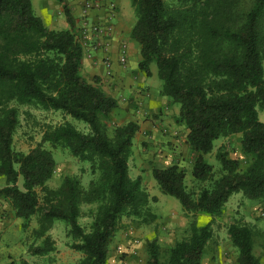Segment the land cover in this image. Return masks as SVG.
<instances>
[{
  "label": "trees",
  "instance_id": "1",
  "mask_svg": "<svg viewBox=\"0 0 264 264\" xmlns=\"http://www.w3.org/2000/svg\"><path fill=\"white\" fill-rule=\"evenodd\" d=\"M223 1L130 0L138 68L149 76L153 63L161 95L178 105L177 122L187 129L186 143L194 155L191 178L201 184L188 189L185 170L177 165L152 169L159 191L175 198L190 222L164 260L156 240L148 241L147 264H200L212 228L210 222L197 226L195 216L219 217L232 194L264 198V122L258 117V109H264V0H234L229 6ZM62 9L69 28L49 29L35 15L31 0H0V176L5 181L0 197L9 201L23 230L35 218L30 255L55 252L49 231L60 221L68 247L80 253L76 264H107L121 219L153 222L150 203L156 198L149 196L140 176L128 175L137 125L130 121L108 133L117 100L81 74L75 24L68 8ZM18 106L59 112L84 123L86 130L68 120L45 123L38 143L27 152L17 151L12 138ZM232 134H240V151L248 163L242 168L238 159L217 152L215 172L205 156L216 140ZM45 144L87 162V185L72 175L50 187L56 162ZM82 216L89 219L86 226L79 222ZM226 230L237 263L259 264L251 228L236 221ZM6 264L30 263L20 258Z\"/></svg>",
  "mask_w": 264,
  "mask_h": 264
},
{
  "label": "crops",
  "instance_id": "2",
  "mask_svg": "<svg viewBox=\"0 0 264 264\" xmlns=\"http://www.w3.org/2000/svg\"><path fill=\"white\" fill-rule=\"evenodd\" d=\"M116 1L112 74L106 75L99 54L98 59L94 60L82 55L81 74L88 81H98L103 90L111 96V92L126 96L127 102L117 100V107L110 112L109 124L112 128L130 121L137 125L128 159V175L132 179L140 176L149 196L156 198L155 202L150 203L151 212L156 215V219L134 230L123 231L119 228L110 242L107 264H118L119 256L114 250L117 241L121 243L120 246L125 252L129 253L126 264H142L141 250L146 239L147 241L155 239L159 247L169 248L185 236V230L190 222L181 206L163 197L164 194L159 191L152 176V169L177 165L185 170V179H191L194 155L186 143L187 129L177 122L178 105L161 95L160 81L151 67L149 76L138 68L140 51L137 42L131 38L136 19L130 0ZM31 5L35 15L47 28L56 30L69 28L62 6L56 0H31ZM68 10L74 21L79 13L77 7L72 4L68 6ZM121 42L127 44L128 59L124 68L116 61ZM238 150L240 153V144ZM50 183L48 182V185ZM4 184V178L0 176V187ZM231 196L219 217L212 219L202 213L195 216L197 226L210 222L212 228V236L206 243L200 264H238L237 251L231 245L226 230L229 224L236 221L251 228L252 252L257 258L259 256V264H264V198L247 200L238 193L234 195L232 201ZM124 219H121L120 224ZM21 222L13 215L9 201L0 197V264H6L13 258L26 259L27 233L22 229ZM65 240L64 238L63 241ZM57 249L59 250L58 247Z\"/></svg>",
  "mask_w": 264,
  "mask_h": 264
},
{
  "label": "rangeland",
  "instance_id": "3",
  "mask_svg": "<svg viewBox=\"0 0 264 264\" xmlns=\"http://www.w3.org/2000/svg\"><path fill=\"white\" fill-rule=\"evenodd\" d=\"M168 1L173 3L175 0H168ZM222 4L224 5L227 4V6H229L230 4H234V0H224ZM150 67L156 73V67L153 63L150 65ZM18 110H19V116H18L19 124L12 138V146L17 151L27 152L30 148L34 147L40 140L41 129L43 124L45 123L55 124L62 122L63 120H68L72 124H74L78 129L86 130V125L84 123L71 119L69 117H65L59 112L42 111L38 109L28 108L25 106H18ZM258 117L260 121L264 122V109H258ZM111 130L112 127L109 125L108 126L109 134H111ZM239 141H240V134H232L229 135L228 137L220 138L214 142V147L212 151L209 154H207L205 158L207 162L213 165L215 172L218 171L220 166L216 158L217 152L225 153L226 156L229 158L238 159L240 162V166L242 168L246 167L248 163V157L243 155L241 152L239 153L238 150ZM45 147L51 150L52 157L56 162L54 173L52 175V178L49 180V182H51L49 184L50 187H55L54 186L55 184H59L63 177L72 176V175L78 176L83 186L87 185L89 179L91 178L89 174V164L87 162H79L75 160L69 155L68 151L65 149H59V148L51 149L48 144H45ZM184 182L186 187L192 190H196L201 186L200 183L194 182L192 178L185 179ZM236 194H232L230 200L234 201V195ZM163 197L176 202L180 206L179 202L175 198L167 195H163ZM83 210L85 211L86 207L83 208ZM123 218L125 219L120 224L121 226L120 228L123 231L134 230L135 228H138L140 226L127 217H123ZM79 222L82 225L86 226L89 222V219L86 216H82L79 219ZM35 226H36V220L35 218H32L28 228H26L27 254L25 260L27 262H29L30 264H76L77 263L80 257V253L68 247V239L65 237V224L60 221H56L49 231V235L54 243L55 252H53L47 257L46 256L38 257V256L30 255L28 253L27 246L31 242L30 239L31 229L34 228ZM64 238L66 239L65 242L63 241ZM147 242L148 241L146 239L145 242L143 243V247L141 250V254H142L141 256L143 257V258L141 257L142 264H147L146 259L148 260V253L146 248ZM118 245L119 246L121 245L119 241H117V243L114 244L115 251ZM57 247L59 248V250L58 249L56 250ZM166 250L167 248L165 247H159V256L161 260H164L166 258L167 255ZM13 259H20V258H13Z\"/></svg>",
  "mask_w": 264,
  "mask_h": 264
},
{
  "label": "built area",
  "instance_id": "4",
  "mask_svg": "<svg viewBox=\"0 0 264 264\" xmlns=\"http://www.w3.org/2000/svg\"><path fill=\"white\" fill-rule=\"evenodd\" d=\"M61 6L68 8L72 4L77 7L75 20V35L82 49V55L94 60L99 59L106 69V75L112 74V46L115 20L117 16L116 0H62ZM101 14V15H98ZM128 59L127 44L121 42L118 46L116 61L122 68L126 67ZM120 102H127L125 95L111 92ZM263 215V213H261ZM118 264H126L129 253L122 246H117Z\"/></svg>",
  "mask_w": 264,
  "mask_h": 264
}]
</instances>
